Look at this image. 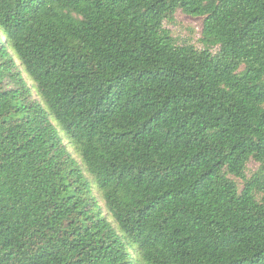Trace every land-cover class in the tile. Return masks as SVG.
<instances>
[{
  "label": "trees",
  "instance_id": "1",
  "mask_svg": "<svg viewBox=\"0 0 264 264\" xmlns=\"http://www.w3.org/2000/svg\"><path fill=\"white\" fill-rule=\"evenodd\" d=\"M0 29V264H264V0H0Z\"/></svg>",
  "mask_w": 264,
  "mask_h": 264
},
{
  "label": "rangeland",
  "instance_id": "2",
  "mask_svg": "<svg viewBox=\"0 0 264 264\" xmlns=\"http://www.w3.org/2000/svg\"><path fill=\"white\" fill-rule=\"evenodd\" d=\"M203 25V18L190 16L183 13L181 10H177L174 14V23L168 24L165 23V27L170 30L171 36L176 39L178 43L182 42H190L195 44L197 47H201L202 43L199 41L201 37V30ZM1 34L3 32L0 29ZM10 53H12V48L9 47ZM21 71L23 72V68L21 67ZM24 73V72H23ZM25 74V73H24ZM26 81H30L28 76H25ZM71 152L74 154L73 149L70 147ZM75 155V154H74ZM76 156V155H75ZM256 164L252 161L248 164V169L250 171L255 170ZM99 204L101 205V209L104 214L107 215V212L104 207V203L99 200Z\"/></svg>",
  "mask_w": 264,
  "mask_h": 264
}]
</instances>
